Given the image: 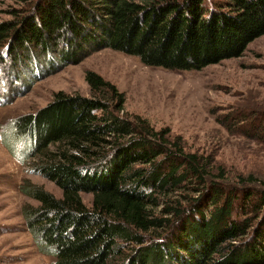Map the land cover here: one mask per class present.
I'll return each instance as SVG.
<instances>
[{
    "label": "trees",
    "instance_id": "16d2710c",
    "mask_svg": "<svg viewBox=\"0 0 264 264\" xmlns=\"http://www.w3.org/2000/svg\"><path fill=\"white\" fill-rule=\"evenodd\" d=\"M15 1H32L34 14L0 24V96L8 60L17 80L49 53L64 64L102 48L201 70L264 35V0ZM86 78L92 96L59 91L0 132L17 161L63 193L22 186L38 202L23 215L39 250L53 264H264V181L230 183L211 156L125 114L114 84Z\"/></svg>",
    "mask_w": 264,
    "mask_h": 264
},
{
    "label": "rangeland",
    "instance_id": "374dc122",
    "mask_svg": "<svg viewBox=\"0 0 264 264\" xmlns=\"http://www.w3.org/2000/svg\"><path fill=\"white\" fill-rule=\"evenodd\" d=\"M29 5L32 1L0 0V24L32 16L34 6ZM5 42L0 43V53ZM9 64L10 60L4 63L0 132L16 116L48 104L59 91L92 96L86 76L93 72L123 94L125 114L140 116L155 130L178 138L187 152L211 156L230 183L250 175L259 186L264 181V35L241 55L201 70L148 66L138 56L112 48L64 64L57 52L49 53L37 68L28 65L22 80L13 76ZM26 181L62 197L60 187L36 173L30 163L17 161L0 139V264H53L25 223L23 209L38 204L22 191ZM82 198L91 206L92 194L82 193Z\"/></svg>",
    "mask_w": 264,
    "mask_h": 264
}]
</instances>
